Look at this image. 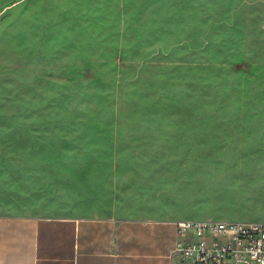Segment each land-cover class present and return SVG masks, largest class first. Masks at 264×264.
Wrapping results in <instances>:
<instances>
[{"label": "rangeland", "instance_id": "374dc122", "mask_svg": "<svg viewBox=\"0 0 264 264\" xmlns=\"http://www.w3.org/2000/svg\"><path fill=\"white\" fill-rule=\"evenodd\" d=\"M0 215L264 223V0H0Z\"/></svg>", "mask_w": 264, "mask_h": 264}, {"label": "crops", "instance_id": "0c3cea01", "mask_svg": "<svg viewBox=\"0 0 264 264\" xmlns=\"http://www.w3.org/2000/svg\"><path fill=\"white\" fill-rule=\"evenodd\" d=\"M173 223L0 215V264H174Z\"/></svg>", "mask_w": 264, "mask_h": 264}, {"label": "built area", "instance_id": "2783aa9c", "mask_svg": "<svg viewBox=\"0 0 264 264\" xmlns=\"http://www.w3.org/2000/svg\"><path fill=\"white\" fill-rule=\"evenodd\" d=\"M174 264H264V223L179 220Z\"/></svg>", "mask_w": 264, "mask_h": 264}]
</instances>
